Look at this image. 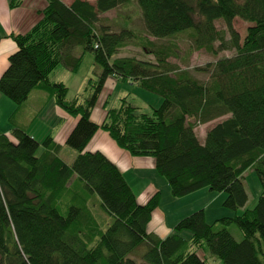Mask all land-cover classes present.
<instances>
[{"label": "trees", "instance_id": "16d2710c", "mask_svg": "<svg viewBox=\"0 0 264 264\" xmlns=\"http://www.w3.org/2000/svg\"><path fill=\"white\" fill-rule=\"evenodd\" d=\"M47 1L38 23L12 36L18 50L0 78V92L20 107L34 90H48L59 107L79 118L66 141L77 157L67 164L51 136L40 144L13 127L14 143L0 133V264H209L208 253L223 264H264V0ZM132 4L141 10L147 36L141 45L153 62L117 58L139 35L101 24L102 14ZM236 18L251 24L244 38L234 27ZM218 21L226 28L217 29ZM185 32H191L196 51L235 55L208 64L210 77L203 82L170 62L178 57L177 44L161 43ZM85 53L102 69L86 104L69 100L66 84L50 81L61 65L78 71ZM112 76L138 83L162 97V105L152 114L139 113L123 98L101 124L93 122L92 111ZM227 116L209 128L202 144L196 129ZM100 129L131 155L154 158L174 198L209 189L225 193L224 207L238 211L248 202L244 180L252 170L263 189L257 205L212 224L204 210L195 212L160 239L148 224L161 194L139 204L117 165L86 150ZM94 195L114 218L106 229L90 207ZM234 225L241 241L230 231ZM139 255L141 263L132 257Z\"/></svg>", "mask_w": 264, "mask_h": 264}, {"label": "crops", "instance_id": "0c3cea01", "mask_svg": "<svg viewBox=\"0 0 264 264\" xmlns=\"http://www.w3.org/2000/svg\"><path fill=\"white\" fill-rule=\"evenodd\" d=\"M62 1L70 5L75 0ZM89 1L92 4H95L97 0ZM47 5V0H0V78L9 67L10 56L18 50V45L12 36L25 34L30 31L42 18L40 12L43 11ZM113 12H117V10L102 14L100 16L101 24L110 27L112 30L119 31L114 26L116 21L106 16ZM122 28L132 29L126 23L120 27V29ZM64 69L65 70H62V75L64 77H61V79H58L57 81H53L52 79H50V81L52 83L61 82L66 84L70 92L71 87L78 79V75H80L81 69L76 72L69 71L65 67ZM68 72L72 74H68ZM112 78H114V81L122 80L115 76H112ZM67 79L70 83H67ZM129 81L141 87L138 83L132 80ZM4 97L5 96L0 92V106L3 102L10 110L8 116L11 127L8 131H3V129H0V133H4L9 136L14 143L17 142V140L12 135L13 127H18L25 130L40 144H42L48 136H51L55 143L61 145L60 157L64 160L63 153L66 151L65 147H67V138L77 125L79 118L68 114L61 107H59L56 103V99L50 94V92H48V90L43 87L34 90L29 96V99L20 107H18L15 103L13 105L7 103ZM46 111L47 115L45 116ZM106 113L103 115V119L101 118L98 122L94 120L93 121L97 124H101L105 120ZM42 119H44L47 123L46 128L40 133L33 131L34 126ZM41 149L43 150V148ZM86 150L89 152L99 151L117 165L136 194L139 204H146L156 193L161 194L160 205L154 211L152 220L148 224V232L157 235L160 239H165L174 233V228L177 223L182 218H184L186 214H188L189 210L193 208L192 206L197 201H200L204 198V195L208 197H215L213 196L214 192L207 191V189H202L182 198H174L170 190V185L165 184V182H163V176L158 173L156 169V160L154 158L136 157L131 155L128 151L120 148L112 139L110 134L103 129L98 130V132L89 142ZM76 157L77 154H73V159L71 162L64 161L71 165ZM147 172L152 173L150 175V173ZM164 193L168 195L169 199V208L167 210L164 206ZM221 196L223 197V194H220V197ZM189 199L194 200H190L189 203L184 205V212L186 213H177L176 210H172V202L176 205H179V203H184V201ZM198 254L202 258L206 256V253L205 251L203 252V250H200Z\"/></svg>", "mask_w": 264, "mask_h": 264}, {"label": "rangeland", "instance_id": "374dc122", "mask_svg": "<svg viewBox=\"0 0 264 264\" xmlns=\"http://www.w3.org/2000/svg\"><path fill=\"white\" fill-rule=\"evenodd\" d=\"M106 16L116 21V23L114 24L116 29L120 30V27L124 25V23H126L130 28L134 29L135 32L139 35L138 36L139 39L136 42L130 43L128 46L122 48L119 51V53L116 56L117 58L135 57L143 61H148V62L155 61L154 57L147 54L141 45L142 40L147 36H145L146 32L143 26L144 22L142 19L141 10L136 4L119 9L117 10V12L110 13ZM250 25H251L250 23L245 22L240 18H236L234 21V27L239 32L242 38L246 36L247 29ZM216 27L219 30H223L226 28L223 21L216 22ZM170 42H173L178 45V51H177L178 57L171 58L170 62H172V64L176 66H179L180 69L182 70H189L196 78L200 79L203 82H207L210 77L209 72L205 71V68L208 64L214 63L220 58L231 57L235 55V51H223L220 52L218 55H214L213 53L208 52L205 49L196 51L195 49H193V39L191 38V32H185L184 34L178 35L175 38L161 41L162 44H169ZM218 45L219 44L217 43L216 46ZM75 53L77 56L82 55L83 53L82 48L78 47L75 50ZM80 69H81L80 75H78V79L71 87V90L68 95V99L73 100L78 97L82 103L86 104L89 100H91V98L95 93L96 85L100 80L102 69L95 63L94 56L92 53L84 54ZM198 69H204V71H196ZM62 70H65L64 67H59L55 72H53L50 75V79H52L53 81H57L58 79H61V77H64L62 75ZM68 74H72V73L68 72ZM66 81L67 83H70L68 79ZM4 98L7 103L12 105L14 104L6 96ZM123 98H127L128 101L134 107L138 108L139 113H146V114H152L153 110L159 108L163 103L162 97L153 94L149 91H146L145 89L133 84V82H130L129 80L114 81V78L109 77L106 83H104L97 104L92 111L93 119L91 117V120L98 122L101 118L103 119V115L109 109L118 108L121 105V100ZM0 111H1L0 129L1 130L3 129V131H8L11 127L8 116L10 110L5 105V103L2 102L0 106ZM46 115H47V111L45 112V116ZM226 118H228V116L209 125L199 126L196 129V133L198 135L200 142L202 144L205 143L206 132L209 130L210 127L214 126L215 124ZM46 124L47 123L44 119L38 121V123L34 126L33 131H37L38 133L42 132L46 128ZM65 148L66 151H64L63 153V158L65 161L71 162L73 159V154L75 155L77 154V152L76 150L72 149L69 146ZM147 173H150L151 175L152 172H147ZM163 182H165V184H169L167 179L164 177H163ZM244 183L249 197L245 208H241L238 211H233L224 207V202L227 198V195L225 193L214 192L213 196L215 197L212 196L208 197L204 195V198L200 201H197L192 206L193 208L189 210L188 214H186L185 217L195 212L204 210L206 221L209 224H212L216 220L221 219L223 217H233L236 215L240 216L244 213L245 210L254 209L263 191L256 172L252 170L246 172ZM77 190L79 191V193L82 192L81 187L80 189L77 188ZM207 191L210 190L207 189ZM220 194H223V197L222 196L220 197ZM190 200H194V199H189L187 201H184V203H179V205H176L172 202L171 203L172 210H176L177 213L178 212L186 213L184 212L185 211L184 205L186 203H189ZM168 201H169L168 195L164 193V206L166 210L169 208ZM90 207L93 213L95 214L99 224L104 229H106L109 225H111L114 222V218L111 215H109L105 210H103V208L101 207V199L99 198L98 195H94L91 198ZM230 231L238 241L242 240V233L240 232L237 226L234 225L230 227ZM182 234L186 238H190L191 236V233L189 231H184ZM93 245L94 244H92L91 246ZM132 257L135 258L138 263L142 262L140 255L138 257L136 256H132ZM207 260L209 264H223L221 260L211 255L210 253H208L207 255Z\"/></svg>", "mask_w": 264, "mask_h": 264}, {"label": "bare ground", "instance_id": "6f19581e", "mask_svg": "<svg viewBox=\"0 0 264 264\" xmlns=\"http://www.w3.org/2000/svg\"><path fill=\"white\" fill-rule=\"evenodd\" d=\"M116 77V76H115Z\"/></svg>", "mask_w": 264, "mask_h": 264}]
</instances>
